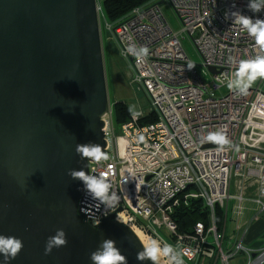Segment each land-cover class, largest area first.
Listing matches in <instances>:
<instances>
[{"label":"built area","instance_id":"built-area-1","mask_svg":"<svg viewBox=\"0 0 264 264\" xmlns=\"http://www.w3.org/2000/svg\"><path fill=\"white\" fill-rule=\"evenodd\" d=\"M160 2L171 7L181 26L179 33L169 25ZM248 2L152 0L113 23L105 21L97 3L99 29L104 22L119 59L126 63L127 84L146 97L150 110L136 119L130 115L118 134L111 106L102 117L108 159L88 161V174H107L118 200L109 208L97 207L82 191L79 211L92 227L113 216L148 240L181 250L184 264H199V259L229 264L239 253L246 257V264H264V246L247 245L250 226L264 221L258 218L264 215V79H258L247 95L227 88L226 94L215 96L227 87L237 61L262 53L246 31L225 19L229 10L264 19V11L252 13ZM186 36L201 58L202 75L196 66L188 69L190 61L181 45ZM129 45L149 48L145 63L137 64L127 55ZM206 74L209 80L204 79ZM149 114L155 122L141 125L140 120ZM220 129L232 142L224 152L204 140L209 132ZM197 200L208 212V225L197 223L189 233L180 232L173 219L175 211ZM216 208L223 214L218 227ZM247 211L255 213L249 221L235 225L241 237L235 236L234 245L224 250L228 214L238 218Z\"/></svg>","mask_w":264,"mask_h":264},{"label":"water","instance_id":"water-1","mask_svg":"<svg viewBox=\"0 0 264 264\" xmlns=\"http://www.w3.org/2000/svg\"><path fill=\"white\" fill-rule=\"evenodd\" d=\"M109 108L97 0H0V234L24 245L0 264H92L105 238L128 264H151L136 259L143 245L113 216L88 223L83 182L67 174H88L76 144L105 151ZM57 229L67 246L45 255Z\"/></svg>","mask_w":264,"mask_h":264},{"label":"clouds","instance_id":"clouds-1","mask_svg":"<svg viewBox=\"0 0 264 264\" xmlns=\"http://www.w3.org/2000/svg\"><path fill=\"white\" fill-rule=\"evenodd\" d=\"M232 7L235 8V4ZM247 8L252 13H260L264 11V0H249ZM225 19H231L233 24H238L242 30L254 39L255 45L262 50V53L257 54L255 57L237 61L232 77L227 80L226 86L230 91L237 95H247L249 89L258 79H264V19H254L252 16L242 14L239 10L226 11ZM126 53L132 56L137 64H143L149 56V48L146 45H129ZM194 66L190 63L188 69H192ZM129 111L134 119L141 115L132 107L129 108ZM143 139V137H140L141 141ZM204 140L215 145L219 152H224L227 148L232 147V142L223 129L209 132ZM75 152L81 159L93 160L97 163L108 159L102 146L95 143L76 144ZM67 174L71 179H78L83 182L85 195L96 202L97 207L102 205L104 208H109L118 200L117 195L111 192L112 185L107 178V174L89 175L83 168L80 170L69 169ZM117 220L120 221L119 217H117ZM67 243L65 231L57 229L55 235L50 236L46 241L45 255L50 254L53 248L67 246ZM23 247L21 239L0 234V255H3L6 262L15 259ZM165 258L167 264H184L181 250H178L172 244H162L157 239H151L136 254L138 261L148 260L151 261V264H164ZM90 260L92 264H128L127 257L116 246V241L110 238L101 241L99 247L90 254Z\"/></svg>","mask_w":264,"mask_h":264},{"label":"rangeland","instance_id":"rangeland-1","mask_svg":"<svg viewBox=\"0 0 264 264\" xmlns=\"http://www.w3.org/2000/svg\"><path fill=\"white\" fill-rule=\"evenodd\" d=\"M161 8L173 31L179 33L181 31V26L174 12L172 11L171 7L164 4L161 6ZM103 23L101 22L100 24V36H101V44H102V52H103V60H104V69L106 75L108 99L111 108H112V104L115 103L116 101L117 102L124 101V103L127 104L128 108L132 107L137 112L140 113L149 112L150 104L146 99V97L142 93L138 92L135 88L133 89L127 84L125 74L123 73V70L126 68L125 67L126 63L123 62L121 59H119V53L116 44L111 40L110 34L106 32V30L104 29ZM181 45L190 63L194 64L196 66L197 72L200 75H202L204 69L201 67V58L199 57L195 47L193 46L191 39L187 36L183 37V39L181 40ZM205 78L209 80V76L207 74L206 77H204V79ZM227 91H228L227 87L220 88L219 91L215 93V96L219 97L220 95H224L227 93ZM113 127L115 133L118 134L119 126L116 123H114ZM252 189L253 187L250 186L248 191L249 195H251L250 192L253 191ZM231 193H233L232 189H231ZM254 213L255 212H252L251 216H253ZM258 218L260 220H264V215L262 216L259 215ZM231 226H232L231 223L228 221L225 232V238L222 246L224 250L229 249V247L234 245L235 243V229L234 232L232 230V234H231ZM250 230L254 231L256 236V239L254 240V244L252 245L255 247L264 246V240L259 241L260 239L264 238V221L256 222L252 224L250 226ZM160 234L163 235V233ZM143 238L147 243L150 242L144 235ZM229 262H230L229 264H246V257H244L243 254L239 253L238 255L235 256L234 259H230ZM164 264H167L166 258L164 260ZM199 264H208V262L205 259H199ZM209 264H222V263L218 259L217 261L214 262L213 259V261Z\"/></svg>","mask_w":264,"mask_h":264},{"label":"trees","instance_id":"trees-1","mask_svg":"<svg viewBox=\"0 0 264 264\" xmlns=\"http://www.w3.org/2000/svg\"><path fill=\"white\" fill-rule=\"evenodd\" d=\"M152 0H97L101 6V11L105 21L113 23L121 17L129 13L133 8L139 7ZM130 111L126 103L115 102L112 104V121L119 128L126 123L130 118ZM155 122V116L149 114L140 120L141 125L151 124ZM173 219L177 223L180 232L189 233L195 224L202 223L208 225V212L203 203L199 200L192 201L187 208H180L175 211ZM223 214L218 208L215 209V222L218 225L222 224ZM262 222V221H261Z\"/></svg>","mask_w":264,"mask_h":264},{"label":"crops","instance_id":"crops-1","mask_svg":"<svg viewBox=\"0 0 264 264\" xmlns=\"http://www.w3.org/2000/svg\"><path fill=\"white\" fill-rule=\"evenodd\" d=\"M247 208L251 209L252 206L251 205H247ZM228 216H229V218H228ZM228 216H227V219H226V223L229 221L231 223V225H232L231 226V234H232V230L234 232L235 225H242L243 223L249 221V219H251V217H252L250 211L245 212L243 216H240L238 218L237 217H231L230 214H228ZM226 228H227V224H226ZM226 228H225V232H226ZM252 228H254V227H252ZM235 236H237L240 239V237H241L240 232L237 233L235 231ZM239 239H236V241H238ZM255 239H256L255 232L250 230L249 234L247 235V243H248L247 245L250 246V245L254 244V240ZM244 244L246 245V243H244Z\"/></svg>","mask_w":264,"mask_h":264},{"label":"bare ground","instance_id":"bare-ground-1","mask_svg":"<svg viewBox=\"0 0 264 264\" xmlns=\"http://www.w3.org/2000/svg\"><path fill=\"white\" fill-rule=\"evenodd\" d=\"M134 232V234L136 235V237L138 238V240L140 241V243L144 246L146 244H148L145 239L143 238V235L141 232H139L138 230H132ZM150 241V240H149Z\"/></svg>","mask_w":264,"mask_h":264}]
</instances>
